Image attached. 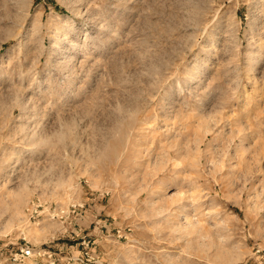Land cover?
<instances>
[{
    "label": "rangeland",
    "instance_id": "1",
    "mask_svg": "<svg viewBox=\"0 0 264 264\" xmlns=\"http://www.w3.org/2000/svg\"><path fill=\"white\" fill-rule=\"evenodd\" d=\"M27 248L264 264V0H0V264Z\"/></svg>",
    "mask_w": 264,
    "mask_h": 264
},
{
    "label": "built area",
    "instance_id": "2",
    "mask_svg": "<svg viewBox=\"0 0 264 264\" xmlns=\"http://www.w3.org/2000/svg\"><path fill=\"white\" fill-rule=\"evenodd\" d=\"M85 244V243H84ZM84 246H86L87 247V245H84ZM31 250H29V248H27V249H21L20 250V255H16L14 258H13V261H20V264H22L21 262L23 261V259L24 258H28V257H30L31 256ZM48 256H49V258L51 257V255L50 254H48ZM86 256H87V253H86Z\"/></svg>",
    "mask_w": 264,
    "mask_h": 264
},
{
    "label": "bare ground",
    "instance_id": "3",
    "mask_svg": "<svg viewBox=\"0 0 264 264\" xmlns=\"http://www.w3.org/2000/svg\"><path fill=\"white\" fill-rule=\"evenodd\" d=\"M20 201V200H19ZM18 202L17 199H15V201L13 202V205H15ZM15 207V206H14ZM192 228V227H191ZM189 231V230H188Z\"/></svg>",
    "mask_w": 264,
    "mask_h": 264
}]
</instances>
